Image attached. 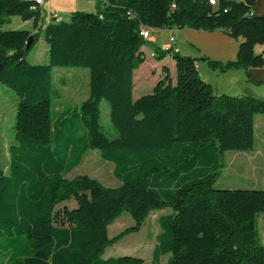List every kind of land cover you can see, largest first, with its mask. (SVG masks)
Segmentation results:
<instances>
[{
    "label": "trees",
    "instance_id": "obj_1",
    "mask_svg": "<svg viewBox=\"0 0 264 264\" xmlns=\"http://www.w3.org/2000/svg\"><path fill=\"white\" fill-rule=\"evenodd\" d=\"M257 0H99L94 13L51 15L27 0H0V85L17 97L7 172L0 169V264H143L136 257L103 259L107 247L135 233L151 212L159 233L148 264H264L257 218L264 190L214 189L227 152H248L264 99L216 95L196 62L212 70L261 68L264 17ZM17 19L22 28L4 30ZM222 31L238 40L235 60L216 62L171 55L152 92L132 99L133 72L146 60L141 28ZM31 46L26 49L28 40ZM46 45L44 64L26 56ZM57 68L86 69L88 96L61 109L52 83ZM108 106L113 133L102 130L100 104ZM91 151L111 163L117 187L87 175L66 176ZM87 199L85 224L69 222L70 200ZM134 224L109 239L122 213Z\"/></svg>",
    "mask_w": 264,
    "mask_h": 264
},
{
    "label": "rangeland",
    "instance_id": "obj_2",
    "mask_svg": "<svg viewBox=\"0 0 264 264\" xmlns=\"http://www.w3.org/2000/svg\"><path fill=\"white\" fill-rule=\"evenodd\" d=\"M99 6V0H45L42 7L44 22L47 23L51 15L67 18L71 13L83 12L94 13ZM23 25L13 19L11 25L5 26L4 30L22 28ZM182 31V30H180ZM179 32V31H177ZM150 34H154L160 44H169L168 29H154ZM183 36V35H182ZM181 36V40H182ZM233 41V39H231ZM186 40L183 39V43ZM150 44L145 41L144 49L149 52ZM188 45V44H187ZM229 47L231 43L228 44ZM156 47V45H155ZM263 46L256 45L255 48ZM46 45L35 44L26 56L28 63L32 65L44 64L46 61ZM257 51V49H256ZM257 54V52H255ZM214 61V60H212ZM52 73V83L56 91L62 97L61 101L55 103L56 109H61L63 102H67V107H75L84 101L88 96L89 73L86 69L57 68ZM61 73L63 77L59 76ZM61 77V78H60ZM59 79H62L61 82ZM225 79H221L220 85H226ZM214 85V84H213ZM240 86L236 82L235 87ZM214 87V86H213ZM247 95L248 92H243ZM258 99H264V88H258L256 92L249 95ZM17 97L8 88L0 85V169L7 172L9 162V148L13 144L15 132V109ZM102 130L108 134L113 133V128L109 122V111L107 104L102 101L100 104V120ZM224 170L214 184V189H261L264 190V115L255 118V143L252 150L248 152H227L223 156ZM113 165L100 159L97 151H91L82 159L81 164L76 167L66 178L72 179L78 175H87L95 179L104 187H117L119 182L112 176ZM87 199L79 197L70 200L67 205L68 211L65 214L69 217V222L85 224L88 219L86 206ZM82 202V203H81ZM170 213V209L151 212L139 230L130 233L118 242L106 248L103 259L118 258L123 256L136 257L147 261L151 257V252L155 243V237L159 233L157 219L161 215ZM134 221L126 212L116 219L108 227L109 239L117 236L120 232L132 227ZM258 233L264 243V214L257 218ZM264 245V244H263ZM165 261V257L162 258Z\"/></svg>",
    "mask_w": 264,
    "mask_h": 264
},
{
    "label": "crops",
    "instance_id": "obj_3",
    "mask_svg": "<svg viewBox=\"0 0 264 264\" xmlns=\"http://www.w3.org/2000/svg\"><path fill=\"white\" fill-rule=\"evenodd\" d=\"M253 13L255 16L264 17V0H257ZM152 31L153 30L150 32ZM171 35L175 39L174 47L177 49V54L180 56H189L197 59L205 57L209 60L223 63L235 60L238 40L231 38L222 31L209 33L190 29H182V31H180L179 29L173 28L169 30V37ZM183 39L186 40V43H183ZM231 39H233V41ZM148 42L154 45L153 47H150L149 52H147L144 47L142 48L146 60L137 70L133 72V100L152 92L156 82L163 77L161 69L164 66L169 70L172 83H175L176 71L172 56L167 55L161 61H157L154 57V48L167 50L169 45L167 43L163 45L160 44L156 40L154 34H149ZM230 43L231 46L229 47L228 44ZM263 51L264 47H262V49L254 48V52H257V54H263ZM196 68L200 77L211 86L216 95L242 96V94H244L243 92H248L246 94L249 96L254 94L258 88H264V66L261 68H248L247 70L229 69L224 72H220L218 70L210 69L204 60L199 59L196 62ZM58 75L63 77L61 73H58ZM221 79H225L224 82L226 85H220ZM61 80L62 79H59L60 82ZM236 82L239 83L240 86L234 88ZM262 244L264 243L262 242ZM150 260L151 257L149 260L144 261L143 264H148ZM166 261L167 258H165L164 262L161 259L160 264H166Z\"/></svg>",
    "mask_w": 264,
    "mask_h": 264
},
{
    "label": "built area",
    "instance_id": "obj_4",
    "mask_svg": "<svg viewBox=\"0 0 264 264\" xmlns=\"http://www.w3.org/2000/svg\"><path fill=\"white\" fill-rule=\"evenodd\" d=\"M27 1H30L33 3L32 6L30 7V10L34 11L36 10L37 7H42L45 0H27ZM209 4L212 6L215 5V0H209ZM54 16L57 17L56 15ZM150 31L151 30L146 27L141 28L139 31V35L144 41H147L149 38ZM168 42H169L168 49L172 50L173 52H177V49L174 47L175 39L172 35L169 37Z\"/></svg>",
    "mask_w": 264,
    "mask_h": 264
},
{
    "label": "water",
    "instance_id": "obj_5",
    "mask_svg": "<svg viewBox=\"0 0 264 264\" xmlns=\"http://www.w3.org/2000/svg\"><path fill=\"white\" fill-rule=\"evenodd\" d=\"M31 46V40L29 39L28 42H27V45H26V49H29Z\"/></svg>",
    "mask_w": 264,
    "mask_h": 264
}]
</instances>
